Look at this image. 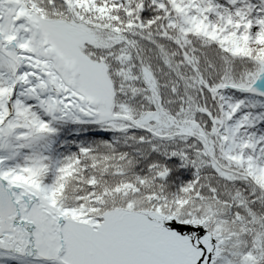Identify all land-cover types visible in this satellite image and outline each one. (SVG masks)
I'll return each mask as SVG.
<instances>
[{
	"label": "snow or ice",
	"instance_id": "1",
	"mask_svg": "<svg viewBox=\"0 0 264 264\" xmlns=\"http://www.w3.org/2000/svg\"><path fill=\"white\" fill-rule=\"evenodd\" d=\"M0 264H264V0H0Z\"/></svg>",
	"mask_w": 264,
	"mask_h": 264
}]
</instances>
